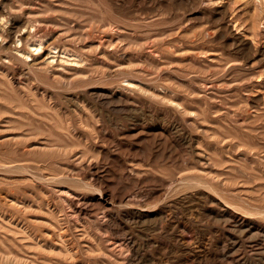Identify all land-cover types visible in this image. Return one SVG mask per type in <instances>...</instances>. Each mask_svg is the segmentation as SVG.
Listing matches in <instances>:
<instances>
[{
  "label": "rangeland",
  "instance_id": "rangeland-1",
  "mask_svg": "<svg viewBox=\"0 0 264 264\" xmlns=\"http://www.w3.org/2000/svg\"><path fill=\"white\" fill-rule=\"evenodd\" d=\"M34 1L81 61L0 51V264H264V0Z\"/></svg>",
  "mask_w": 264,
  "mask_h": 264
},
{
  "label": "bare ground",
  "instance_id": "bare-ground-1",
  "mask_svg": "<svg viewBox=\"0 0 264 264\" xmlns=\"http://www.w3.org/2000/svg\"><path fill=\"white\" fill-rule=\"evenodd\" d=\"M2 1V0H1ZM23 1V0H22ZM34 1V0H33ZM39 1V0H38ZM10 2V1H9ZM28 2V1H27ZM35 2V1H34ZM33 2V3H34ZM0 3H2V2H0ZM15 3V2H14ZM23 3V2H22ZM28 3H30V2H28ZM6 4V3H5ZM11 5L13 4V2L12 3H10ZM21 4V3H20ZM36 4V3H35ZM34 4V5H35ZM15 5H17V4H15ZM24 5V4H23ZM4 6V5H3ZM29 6V5H28ZM30 6H32V5H30ZM37 6V5H36ZM9 7V6H8ZM7 7V9L9 10L10 8H12V7H10V8H8ZM25 7V6H24ZM35 8V6H32V8ZM18 8H21L22 9V7H18ZM27 8V7H26ZM31 8V7H30ZM14 9V8H13ZM11 10V9H10ZM9 10V11H10ZM17 10V9H16ZM15 10V11H16ZM36 10V12H37V10L38 9H35ZM48 10V9H47ZM14 11V10H13ZM14 11V12H15ZM23 11V10H22ZM30 12H31V10H29ZM32 11H34L33 9H32ZM40 11V10H39ZM44 11V10H43ZM17 12H20V11H17ZM26 12V11H25ZM42 12V11H41ZM40 12V13H41ZM13 13V12H12ZM16 13V12H15ZM23 13H24V11H23ZM20 14V13H19ZM19 14H17V15H19ZM22 14V13H21ZM29 14H31V13H29ZM29 14H27V15H29ZM36 14V13H35ZM46 14V13H45ZM7 15V14H6ZM11 15V14H10ZM14 15H11V17H13ZM26 16V15H25ZM18 17L19 16H14V18H8V17H5L4 15H3V12L0 10V19H1V21H2V26H3V24H5L6 25V22H8V21H11V25L7 28V29H5V36H3L4 35V33H3V29H2V31H0V51H7V50H13V53H12V55H13V57H16L17 59H19V60H22V61H25V63H26V61H27V59H26V57H31V59H32V61H33V59L34 58H36V57H34V56H32V51H40L41 49H43V48H47L48 47V54H46L45 53V55H48V57H55V58H58V59H60L59 61H65V62H79L80 63V59H81V56H80V54L79 53H77V52H75V51H73V50H70V49H68V48H66V47H61V48H59V47H57V46H55L52 42H49V40L47 39V38H42L41 36H43L44 37V35H46V37H47V34H44V35H40L39 33H41V32H39L40 30H38L37 29V27L39 26L38 24V22H37V20H36V17H35V20H25V22H27L28 23V25H27V23H25L26 25L24 26V21H22V20H20V19H18ZM34 17V16H33ZM39 17H41V16H39ZM47 17V16H46ZM24 18V17H23ZM42 18H43V16H42ZM47 18H49V17H47ZM17 19V20H16ZM30 19V18H29ZM40 19H38V21H39ZM41 20H43V19H41ZM48 21V20H47ZM44 22V21H43ZM43 22H41V23H43ZM41 23H40V26H41ZM113 23V22H112ZM45 24H47V23H45ZM49 24V23H48ZM50 25V24H49ZM22 26H24L25 27V29H26V31H21L20 30V28L22 27ZM45 26V25H44ZM88 26V25H87ZM107 26V25H106ZM42 27V26H41ZM33 28V29H32ZM39 28V27H38ZM46 28V27H45ZM53 28V27H52ZM91 28H94V27H91ZM120 28V27H119ZM22 29V28H21ZM47 29V28H46ZM62 29H64V28H62ZM45 30V29H44ZM53 30H55L56 31V29H53ZM60 30V29H59ZM91 30V29H90ZM49 31H50V29H49ZM48 31V32H49ZM54 31V32H55ZM102 31V30H101ZM58 32V31H57ZM60 32V31H59ZM90 32H92V30L90 31ZM61 33V32H60ZM65 34H66V32H64ZM87 33H88V31H87ZM86 33V34H87ZM106 33V32H105ZM41 34H43V33H41ZM51 34H52V32H51ZM68 34V33H67ZM49 35H50V33H49ZM69 35V34H68ZM88 35V34H87ZM86 36V35H85ZM91 36V35H90ZM55 37V36H54ZM62 37V36H61ZM64 37V36H63ZM62 37V38H63ZM66 37H69V36H66ZM110 37V36H109ZM114 37V36H113ZM69 38H72L71 36L69 37ZM68 38V39H69ZM122 38V37H121ZM56 39H57V37H56ZM67 38L65 39L66 40V42H68L69 40H68ZM59 40V39H58ZM62 40H64V38L62 39ZM64 40V41H65ZM105 41V40H104ZM59 42V41H58ZM55 43V42H54ZM17 44V45H16ZM19 44V45H18ZM61 44V43H60ZM68 44V43H67ZM9 50V51H10ZM77 51V50H76ZM42 52V51H41ZM78 52H80V51H78ZM3 53H5V52H3ZM9 53V52H8ZM44 53V52H43ZM84 53V52H83ZM86 53V52H85ZM38 54V53H37ZM59 54H61V55H59ZM86 54H88V53H86ZM11 55V56H12ZM39 55H40V53H39ZM6 56V55H5ZM57 56V57H56ZM87 56V55H86ZM2 54H0V60L2 59ZM8 57H10V55L8 56ZM40 57V56H39ZM54 58V59H55ZM4 59V58H3ZM7 60H8V58H6ZM13 59V58H12ZM15 60V59H14ZM43 60V59H42ZM57 60V59H56ZM83 60V59H82ZM85 60V59H84ZM90 60V59H89ZM9 61V60H8ZM17 61V60H16ZM37 61V60H36ZM40 61V63H41V60H39ZM44 61V60H43ZM11 62V61H10ZM21 62V61H20ZM49 62H51V61H49ZM58 62V61H57ZM60 62V63H61ZM22 63V62H21ZM24 63V62H23ZM45 63V62H44ZM59 63V62H58ZM58 63H56V64H58ZM59 63V64H60ZM0 64H1V62H0ZM34 64H37V63H34ZM34 64H32V65H34ZM43 64V63H42ZM50 64V63H49ZM68 64V63H67ZM87 64V63H86ZM6 65V64H5ZM27 65V64H26ZM47 65V64H46ZM62 65V64H61ZM66 65V64H65ZM65 65H63V67L65 66ZM224 65V64H223ZM4 66V65H3ZM10 66V65H9ZM35 66V65H34ZM38 66V65H37ZM57 66V65H56ZM74 66V65H73ZM28 67V66H27ZM45 67H51V64L49 65V66H45ZM57 67H59V66H57ZM7 68V67H6ZM9 68H11V67H9ZM36 68H38V70H40L39 69V67H36ZM44 68V67H43ZM62 68V67H61ZM64 68H66V67H64ZM1 69V68H0ZM46 69H48V68H46ZM51 69V68H50ZM49 69V70H50ZM76 69V68H75ZM13 70V69H12ZM20 70H22V69H20ZM31 70V69H30ZM38 70H36V71H38ZM59 70V69H58ZM67 70V69H66ZM73 70V69H72ZM77 70H79V69H77ZM24 70H22V72H23ZM35 71V72H36ZM41 71H43V69L41 70ZM48 71V70H47ZM57 71V70H56ZM67 71H69V70H67ZM25 72V71H24ZM23 72V73H24ZM53 72H54V70L52 71V74H53ZM66 72V71H65ZM75 72H77V71H75ZM75 72H74V74H75ZM216 72V71H215ZM262 72H264V71H262ZM19 73H20V71H19ZM22 73V74H23ZM34 73V72H33ZM37 73V72H36ZM81 73V72H80ZM21 74V75H22ZM65 74V73H64ZM73 74V73H72ZM73 74V75H74ZM79 74V73H78ZM19 75V74H18ZM27 75V73L25 72V75L24 76H26ZM28 75H30V74H28ZM27 75V76H28ZM71 75V74H70ZM26 76V77H27ZM32 77H33V75H31ZM43 76V75H42ZM61 76H62V74H61ZM66 76H67V74H66ZM65 76V77H66ZM20 77V76H19ZM30 77V76H29ZM29 77H27V78H29ZM76 77V76H75ZM85 77V76H84ZM31 78V77H30ZM47 79V78H46ZM64 79V78H63ZM88 79V78H87ZM87 79H82V80H87ZM34 80V79H33ZM75 80V79H74ZM35 81V80H34ZM126 81V80H125ZM36 82V81H35ZM38 82V81H37ZM68 82V81H67ZM71 82H73V80L71 81ZM86 81H83V83H85ZM32 83V82H31ZM76 83V82H75ZM126 83H127V81H126ZM135 83V82H134ZM50 84V83H49ZM71 84V83H70ZM131 84V83H130ZM64 85H66V84H64ZM81 85V84H80ZM85 85V84H84ZM131 85H133V84H131ZM136 85H138V84H136ZM67 86V85H66ZM140 86H142V85H140ZM140 86H137L138 88L140 87ZM144 89H146V88H144ZM147 92H149L148 90H146ZM151 92V91H150ZM153 94H155V93H153ZM155 96V95H154ZM104 97V96H103ZM107 97V96H106ZM130 97V96H129ZM128 98V97H127ZM131 98V97H130ZM81 106V105H80ZM93 106V105H92ZM179 107V106H178ZM191 112V111H190ZM90 125V124H89ZM65 128H66V126H65ZM175 128V127H174ZM67 129V128H66ZM93 129V128H92ZM188 137V136H187ZM238 139V138H237ZM188 144H190V143H188ZM213 147V146H212ZM189 150V149H188ZM203 154V153H202ZM210 159H211V157H210ZM202 160V159H201ZM200 161V160H199ZM204 164V163H203ZM194 168V167H193ZM206 169V168H205ZM180 171V170H179ZM214 173V172H213ZM170 180H172V179H170ZM183 181V180H182ZM185 181V180H184ZM167 182H168V180H167ZM170 184V183H169ZM175 191V190H174ZM137 196V195H136ZM136 201V200H135ZM260 209V208H259ZM167 216V215H166ZM161 220V219H160ZM172 220V219H171ZM165 222V221H164ZM165 226V225H164ZM171 227V226H170ZM161 228V227H160ZM173 228V227H172ZM162 230V229H161ZM163 230H165V229H163ZM169 231V230H168ZM173 232V231H172ZM174 233V232H173ZM172 233V234H173ZM175 234V233H174ZM179 236V235H178ZM180 237H181V235H180ZM179 237V238H180ZM184 240V239H183ZM177 241V240H176ZM180 241V240H179ZM178 242V241H177ZM181 243V242H180ZM120 244V243H119ZM165 245V244H164ZM174 245H177V243L176 244H174ZM189 245V244H188ZM133 246V245H132ZM159 246V245H158ZM185 246V245H184ZM204 246V245H203ZM168 247V246H167ZM170 247H171V245H170ZM177 247V246H176ZM180 247V246H179ZM193 247H196V246H193ZM193 247H190V248H193ZM127 249H129V247L127 248ZM200 249V248H199ZM183 250V249H182ZM188 250V249H187ZM186 250V251H187ZM190 250V249H189ZM198 250V249H197ZM143 251V250H142ZM135 252V251H134ZM162 252H164V251H162ZM173 252V251H172ZM183 252V251H182ZM195 252V251H194ZM184 253V252H183ZM182 253V254H183ZM127 254V253H126ZM133 254V253H132ZM162 254V253H161ZM160 254V255H161ZM174 254V253H173ZM172 254V255H173ZM179 253H177V255H178ZM200 254V253H199ZM202 254V253H201ZM159 255V256H160ZM171 255V256H172ZM184 256H186L185 254H183ZM171 256H170V258H171ZM199 256V255H198ZM177 257V256H176ZM179 257V256H178ZM188 257V256H187ZM163 258V257H162ZM165 258V257H164ZM175 258V257H174ZM174 258H172V259H174ZM191 258H192V256H191ZM197 259H199V258H196V260ZM262 259H264V258H262ZM156 260V259H155ZM160 260V259H159ZM169 260V259H168ZM175 260H176V258H175ZM182 260V259H181ZM195 260V259H194ZM201 260V259H200ZM179 261V260H178ZM190 261V260H189ZM192 261V260H191ZM190 261V262H191ZM171 262V261H170ZM169 262V263H170ZM184 262V261H183ZM187 262V261H186ZM188 263V262H187ZM155 264V263H154ZM158 264V263H157ZM176 264V263H175ZM188 264H190V263H188ZM192 264V263H191Z\"/></svg>",
  "mask_w": 264,
  "mask_h": 264
}]
</instances>
